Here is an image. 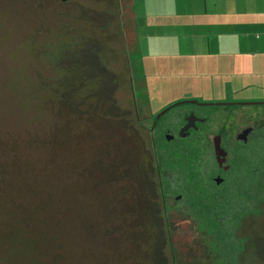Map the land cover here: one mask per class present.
Here are the masks:
<instances>
[{"label":"trees","instance_id":"16d2710c","mask_svg":"<svg viewBox=\"0 0 264 264\" xmlns=\"http://www.w3.org/2000/svg\"><path fill=\"white\" fill-rule=\"evenodd\" d=\"M64 1H71L73 7L60 13L54 27L60 31L43 24L42 29L36 26L29 31L16 49L18 67L6 86L35 115L64 117L72 129L93 123L112 135L120 129L126 134L122 144L105 146L106 160L98 165L100 177L107 180L115 181L119 175L133 178L132 193L141 200L140 211L127 207L133 229L121 226L116 204L108 205L120 192L107 195L104 211H96L108 213L100 237H108L117 264H264V115L255 120L246 141L230 146L229 169L222 182H216L211 140L195 134L169 140L162 126L153 127V111L147 99L135 94L131 74L126 79L130 84L125 85L111 62L109 43L115 38L125 48L129 67L130 56L137 52L132 0ZM132 36L137 39L133 45ZM19 67L26 71L27 84L15 80ZM187 102L172 104L165 114L174 110L180 118L188 111ZM47 110L52 114H45ZM61 110L73 114H60ZM51 133L48 140L53 147H64V135L57 130ZM48 199L31 206H14L10 199L9 206L4 199L0 264H62L68 259L62 218L47 207L56 199ZM68 200L60 202L68 205L66 212H73ZM77 215L74 219L83 224V232L92 237L100 234L94 232L95 220L87 213Z\"/></svg>","mask_w":264,"mask_h":264},{"label":"rangeland","instance_id":"374dc122","mask_svg":"<svg viewBox=\"0 0 264 264\" xmlns=\"http://www.w3.org/2000/svg\"><path fill=\"white\" fill-rule=\"evenodd\" d=\"M97 5L105 10L103 3L99 2ZM72 7L71 1L64 0H0V205L3 206L6 199V204L11 206L10 199L14 206H31L40 200L46 202L49 196H54L56 203L47 207L49 211L56 209V214L59 213L62 218L61 233L68 254V259L62 264H117L118 257L110 248L108 237H100L102 228L108 224L104 219L108 213L96 211H104L107 195L111 197L112 193L120 192L122 195L114 197L108 205L116 204L121 226L126 225L124 228L133 229L129 222L134 218L126 212L128 208L130 211H140L141 200L132 193L136 187L133 178H122L119 175V179L110 181L104 175V179L100 177L102 175L98 165L101 160H106L103 151L105 146L122 144L126 134L120 129L116 135H112L103 127L94 128L93 123L75 125L72 129V123L66 122L64 117H40L41 115H35V111H27L6 86L11 71L18 67L15 53L23 38L36 26L42 29V24L54 28L61 17L60 13ZM116 26L118 27V24ZM54 29L60 31L58 26ZM136 41L133 37L130 44L133 45ZM137 42V52L130 56L131 67L124 60L126 52L119 39L115 38L109 43V49L113 52L110 58L120 70L123 78L121 80L125 85L130 84L129 78L126 79L131 74L135 94L140 100H148L146 105L149 103L154 118L176 102L168 103L172 98V91L169 90L171 87H167L168 90L163 88L161 81L158 80L155 87H148L143 55L140 43ZM17 71L16 82L20 80L27 84L29 80L26 71L20 67ZM192 100L196 102H191ZM188 101L184 106L186 110L209 111L215 114V128L220 127V130L226 127L233 130L251 127L256 119L264 115V101L213 102L214 105L201 104L208 102L193 98ZM174 112L169 110L166 114ZM45 114L52 112L47 110ZM60 114L73 113L61 110ZM152 120L147 124L151 125ZM53 130L64 135L65 143L61 149L54 148L55 145L48 140L52 137ZM215 134V130H212L208 137L214 140ZM28 166H32L31 170H26ZM61 198L69 199L67 203L70 201L73 212H66L68 205L60 202ZM80 210L83 216L87 213L92 222L95 220L94 232L99 231V235L92 237L80 229L83 224L77 218L74 219L77 214L82 215ZM122 215L124 218H121ZM101 251L102 260L106 258V262L101 258L97 262ZM104 253L106 255H103ZM86 255L93 259L88 256L86 258ZM45 264L50 263L46 261Z\"/></svg>","mask_w":264,"mask_h":264},{"label":"crops","instance_id":"0c3cea01","mask_svg":"<svg viewBox=\"0 0 264 264\" xmlns=\"http://www.w3.org/2000/svg\"><path fill=\"white\" fill-rule=\"evenodd\" d=\"M132 8L148 87H171L168 103L264 101V0H132Z\"/></svg>","mask_w":264,"mask_h":264},{"label":"flooded vegetation","instance_id":"af4514ba","mask_svg":"<svg viewBox=\"0 0 264 264\" xmlns=\"http://www.w3.org/2000/svg\"><path fill=\"white\" fill-rule=\"evenodd\" d=\"M159 115V114H158ZM153 118V127L165 130V134L169 140H174L177 136L188 137L190 135H204L211 140L213 151V159L216 164L213 179L216 182H222L224 173L229 169L230 165V146L239 141H246L248 135L252 131V126L243 128L242 130L229 128H215L216 115L209 111H197L189 109L184 111L179 118L177 114H160ZM215 130V139L208 137L209 133ZM219 152H221L219 154Z\"/></svg>","mask_w":264,"mask_h":264},{"label":"water","instance_id":"95a60500","mask_svg":"<svg viewBox=\"0 0 264 264\" xmlns=\"http://www.w3.org/2000/svg\"><path fill=\"white\" fill-rule=\"evenodd\" d=\"M191 102H196V101H195V100H192ZM165 111H166V110H164V111H163L162 113H160V114L165 113ZM160 114H159V115H160ZM159 115H158V116H159ZM220 153H221V152H219V154H220Z\"/></svg>","mask_w":264,"mask_h":264}]
</instances>
